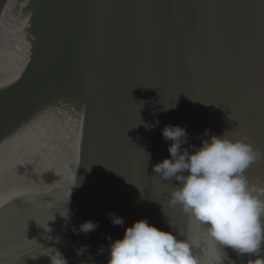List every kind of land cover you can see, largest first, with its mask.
<instances>
[{"label":"water","instance_id":"water-1","mask_svg":"<svg viewBox=\"0 0 264 264\" xmlns=\"http://www.w3.org/2000/svg\"><path fill=\"white\" fill-rule=\"evenodd\" d=\"M169 124L264 154V0H0V264H107L140 219L199 264L264 259L169 204ZM243 175L264 200V155Z\"/></svg>","mask_w":264,"mask_h":264},{"label":"clouds","instance_id":"clouds-1","mask_svg":"<svg viewBox=\"0 0 264 264\" xmlns=\"http://www.w3.org/2000/svg\"><path fill=\"white\" fill-rule=\"evenodd\" d=\"M187 135L186 128L180 125L169 124L162 129L164 139L172 142L168 145L170 158L153 165V170L162 180L178 181V187L170 192L169 204L181 206L206 228L216 245L231 247L239 254L257 253L264 240L261 221L264 200L256 195L243 173L258 155L264 154L254 151L245 141L228 136L227 132L222 136L212 135L200 147L189 151L182 148L187 143ZM111 221L124 224L123 218L115 215H111ZM79 227L88 233L97 224L87 220ZM216 262H224L219 249ZM63 264H67L64 259ZM107 264L199 262L187 240L140 219L125 228L122 238L110 243ZM253 264H264V259L257 258Z\"/></svg>","mask_w":264,"mask_h":264},{"label":"trees","instance_id":"trees-1","mask_svg":"<svg viewBox=\"0 0 264 264\" xmlns=\"http://www.w3.org/2000/svg\"><path fill=\"white\" fill-rule=\"evenodd\" d=\"M38 264H50L47 260H44V261H41L40 263Z\"/></svg>","mask_w":264,"mask_h":264}]
</instances>
